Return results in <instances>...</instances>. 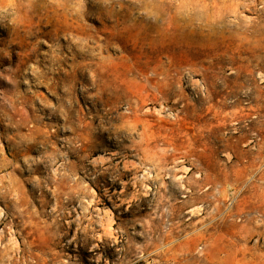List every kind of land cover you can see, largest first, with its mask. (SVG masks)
<instances>
[{"label":"rangeland","instance_id":"obj_1","mask_svg":"<svg viewBox=\"0 0 264 264\" xmlns=\"http://www.w3.org/2000/svg\"><path fill=\"white\" fill-rule=\"evenodd\" d=\"M0 264H264V0H0Z\"/></svg>","mask_w":264,"mask_h":264},{"label":"bare ground","instance_id":"obj_2","mask_svg":"<svg viewBox=\"0 0 264 264\" xmlns=\"http://www.w3.org/2000/svg\"><path fill=\"white\" fill-rule=\"evenodd\" d=\"M96 1V0H95ZM104 1V0H103ZM70 2V1H69ZM71 3V2H70ZM96 3V2H95ZM94 5V4H93ZM110 5H111V3H110ZM110 5H108L109 6V8H110ZM70 5H68V7H69ZM89 6V5H88ZM95 6V5H94ZM4 7V6H3ZM54 7V6H53ZM137 7V6H136ZM63 8V7H62ZM62 8H60V9H62ZM107 8V7H106ZM71 9H73V7L71 8ZM70 9V10H71ZM89 10V9H88ZM110 10V9H109ZM113 10V9H112ZM64 11V10H63ZM72 12H74V11H72ZM88 12V11H87ZM110 14H112V13H110ZM75 15V14H74ZM107 15V14H106ZM54 18V17H53ZM65 19V18H64ZM99 19V18H98ZM106 20V19H105ZM128 20V19H127ZM67 21V20H66ZM90 21V20H89ZM107 21V20H106ZM119 21V20H118ZM123 21H121V23H122ZM68 23V22H67ZM116 23V22H115ZM126 23V22H125ZM117 24V23H116ZM105 25V24H104ZM118 26H119V24H118ZM116 27V26H115ZM78 28V27H77ZM108 28V27H107ZM31 30V29H30ZM114 32V31H113ZM41 33V32H40ZM79 34V33H78ZM30 36V35H29ZM33 37V36H32ZM101 161V160H100ZM103 161V160H102Z\"/></svg>","mask_w":264,"mask_h":264}]
</instances>
